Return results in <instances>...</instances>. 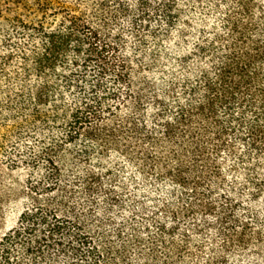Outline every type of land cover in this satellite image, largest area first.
Masks as SVG:
<instances>
[{"label":"trees","instance_id":"trees-1","mask_svg":"<svg viewBox=\"0 0 264 264\" xmlns=\"http://www.w3.org/2000/svg\"><path fill=\"white\" fill-rule=\"evenodd\" d=\"M118 110L178 147L152 170L181 205L147 208ZM0 163L25 185L0 264H264V0H0ZM106 178L139 224L92 227Z\"/></svg>","mask_w":264,"mask_h":264},{"label":"rangeland","instance_id":"rangeland-1","mask_svg":"<svg viewBox=\"0 0 264 264\" xmlns=\"http://www.w3.org/2000/svg\"><path fill=\"white\" fill-rule=\"evenodd\" d=\"M126 111L118 110L114 116L110 118L112 124L119 126L121 128L116 133V138L123 144L127 135L131 134L128 132V128L124 125V120L126 119ZM125 127V128H124ZM132 137V135H129ZM132 145L133 147L130 149L129 153H126L124 159L127 163L130 164L131 171H134L138 177L142 176L144 180H147V184L143 186V189L146 192L148 204L147 208H152L155 204L166 205L167 203H173L176 207L182 204V201L178 197V195L170 196L167 194V189L165 188L164 180H154L153 177L154 171L152 170L153 164L156 161H160L157 165L158 168H163L166 163L170 165H174V158L172 157V153L178 150L177 146H174L172 143H168L166 140H163L158 146H155L153 143L148 141H143L142 138L132 137ZM139 141V142H137ZM184 145H188V139L184 140ZM140 145H144L145 151L153 152V156H149V158H144L142 152L139 150ZM139 146V147H135ZM186 149V148H185ZM183 159L185 160L188 166L192 165V158L189 153L182 154ZM155 164V163H154ZM83 170L82 166L79 165L74 168L67 167L66 172H69L70 178L77 176ZM105 187L109 190V188H114L116 195L121 199V204H114L113 206L107 205V200L105 198V194L100 192L97 193L94 199V208L96 210V215L94 216L92 227L94 229H99L96 224L102 226L101 229L107 233L111 229H113V225L109 218L113 220L116 225H123L126 223H137L142 220L141 205L140 201L136 200L131 191L121 186L119 182H115L110 180L109 178L105 179ZM25 190V185L22 182L21 175H17L14 171H10L5 164L0 163V209L5 205L9 206L10 202L18 198L21 193ZM131 194V195H130ZM109 204V203H108ZM151 205V206H150ZM20 212L19 209L9 208L7 210V224L11 225L17 221L18 214ZM1 213V210H0ZM148 211H146V215ZM103 221L100 223L99 221ZM125 226V225H124ZM3 225L0 223V232L2 231ZM100 231V229H99ZM126 232V236L129 234L130 230L124 228ZM117 239V238H116ZM132 256V255H131ZM132 264H136L132 262ZM130 263V264H131Z\"/></svg>","mask_w":264,"mask_h":264}]
</instances>
